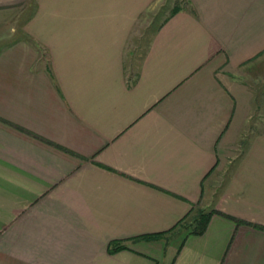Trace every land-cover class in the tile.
<instances>
[{"label": "crops", "instance_id": "0c3cea01", "mask_svg": "<svg viewBox=\"0 0 264 264\" xmlns=\"http://www.w3.org/2000/svg\"><path fill=\"white\" fill-rule=\"evenodd\" d=\"M28 16L0 43V264H264V0ZM199 203L222 213L169 233Z\"/></svg>", "mask_w": 264, "mask_h": 264}, {"label": "rangeland", "instance_id": "374dc122", "mask_svg": "<svg viewBox=\"0 0 264 264\" xmlns=\"http://www.w3.org/2000/svg\"><path fill=\"white\" fill-rule=\"evenodd\" d=\"M44 0H0V19H6L0 23V43L10 41L13 38L25 39L26 19L31 9L41 6ZM28 4V5H27ZM258 108V107H257ZM263 110L257 109V116L262 115ZM261 117V116H260ZM204 207V204H200Z\"/></svg>", "mask_w": 264, "mask_h": 264}, {"label": "trees", "instance_id": "16d2710c", "mask_svg": "<svg viewBox=\"0 0 264 264\" xmlns=\"http://www.w3.org/2000/svg\"><path fill=\"white\" fill-rule=\"evenodd\" d=\"M213 212H219V211H217L212 207H207V206L201 207L199 204H195L185 213V215L177 222L176 226H174L169 231V233L171 234L182 233L185 236L189 234H201L206 229L208 221ZM232 218L235 219L236 222L242 221L241 219H238L236 217H232ZM259 227H263V226H259ZM163 233H168V232H157L153 234H146L143 235L142 237L155 238L159 235H162ZM124 246L125 244L121 243L120 241L112 240L109 242L107 249L108 251H114Z\"/></svg>", "mask_w": 264, "mask_h": 264}]
</instances>
